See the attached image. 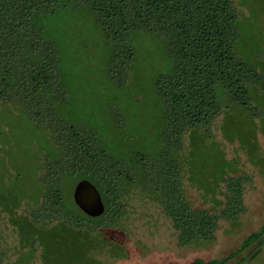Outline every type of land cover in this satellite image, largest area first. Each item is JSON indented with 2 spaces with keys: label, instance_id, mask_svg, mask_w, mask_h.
<instances>
[{
  "label": "trees",
  "instance_id": "obj_1",
  "mask_svg": "<svg viewBox=\"0 0 264 264\" xmlns=\"http://www.w3.org/2000/svg\"><path fill=\"white\" fill-rule=\"evenodd\" d=\"M238 4L249 18L242 19L233 0H0V103L21 107L31 119V157L40 170L27 189L20 166L10 178L2 175L7 169L0 172V212L24 246L41 248L42 264H98L90 251L120 224L131 192L158 203L178 232L179 246L211 243L220 221L239 222L249 177L238 174L237 163L225 158L211 133L214 119L224 113L223 137L238 139L251 160L256 157L251 139L264 111V0ZM70 10L103 37L111 81L125 82L138 53L157 61L151 46L159 61H167L166 73L151 84L158 100L152 141L127 137L117 113L106 130L119 144L104 143L97 128L76 126L63 116L67 74L59 69L60 45L46 19ZM10 121L16 142V121ZM185 166L186 180L211 208H193L184 196ZM80 179L98 188L105 204L101 217L90 218L74 204ZM23 199L34 203L28 216L16 214ZM252 245V252L229 263ZM263 248L264 222L228 255L188 264H243ZM2 258L0 252V264Z\"/></svg>",
  "mask_w": 264,
  "mask_h": 264
},
{
  "label": "rangeland",
  "instance_id": "obj_2",
  "mask_svg": "<svg viewBox=\"0 0 264 264\" xmlns=\"http://www.w3.org/2000/svg\"><path fill=\"white\" fill-rule=\"evenodd\" d=\"M233 5L242 19L249 18V11L245 6H240L238 0H233ZM46 21L49 22V33L60 45L59 69L67 74L65 86L68 106L63 110V116L76 126L97 128L102 133L104 143L115 140L119 144L120 140H116L109 130H106L109 120L117 113L123 118L127 137L133 140L140 135L152 141L154 136H150V129L153 127L151 122H155L158 100L151 84L156 75L166 73L167 61H159L157 50L151 46V52L157 61H144L145 57L138 53L133 70H128L125 75L126 83L113 82L107 75L108 52L103 37L81 13L62 11ZM134 95H137V102L134 101ZM8 104L10 103H0V172L7 169L2 175L10 178L15 174L14 166H20L27 189L34 183V176L40 173L35 157H31L32 121L21 107L15 104L6 107ZM139 110H144L142 115ZM12 117L17 126L16 142H13L9 133L11 126L8 124L13 123L10 121ZM224 119V113L214 119L211 133L220 143L225 158L237 163L238 174L244 173L249 177L243 195L245 212L239 222L231 225L220 221L215 240L211 243L179 246L178 232L158 203L146 195L131 192L125 199L126 214L120 224L107 232L104 245L90 251V255L98 264H188L195 259H219L238 249L250 233L259 230L264 222V111L263 115L255 120V133L251 144H254L256 157L252 160L248 148L238 139L226 140L223 137L221 127ZM112 120L111 122H115L114 118ZM121 142L124 140L121 139ZM183 147V153L186 155L187 135L184 136ZM6 153L9 154L7 157ZM183 174L184 196L191 206L211 208L212 203L202 197L201 192L186 180V166ZM33 207V202L23 199L16 214L28 216ZM119 244L120 249H115ZM254 247L255 245L250 246L229 263L245 257ZM0 252L3 255L1 264H42L41 248L31 250L24 246L16 228L2 212ZM243 264H264V248L255 259Z\"/></svg>",
  "mask_w": 264,
  "mask_h": 264
},
{
  "label": "water",
  "instance_id": "obj_3",
  "mask_svg": "<svg viewBox=\"0 0 264 264\" xmlns=\"http://www.w3.org/2000/svg\"><path fill=\"white\" fill-rule=\"evenodd\" d=\"M72 200L77 208L90 218H99L105 212V204L98 188L88 179L76 182Z\"/></svg>",
  "mask_w": 264,
  "mask_h": 264
}]
</instances>
